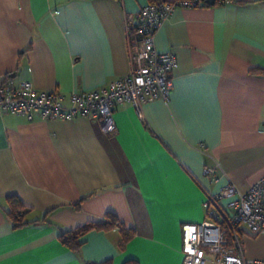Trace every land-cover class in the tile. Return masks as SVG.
Segmentation results:
<instances>
[{
  "label": "crops",
  "instance_id": "0c3cea01",
  "mask_svg": "<svg viewBox=\"0 0 264 264\" xmlns=\"http://www.w3.org/2000/svg\"><path fill=\"white\" fill-rule=\"evenodd\" d=\"M149 2L0 0V78L66 97L107 85L131 68L126 14ZM154 40L176 58L169 99L116 106L114 135L85 116L0 117V264H182V227L206 219L207 194L264 175V0L178 7ZM9 195L39 222L12 228ZM108 212L134 230L123 247L118 227L78 250L58 239ZM243 247L264 257V234Z\"/></svg>",
  "mask_w": 264,
  "mask_h": 264
},
{
  "label": "built area",
  "instance_id": "2783aa9c",
  "mask_svg": "<svg viewBox=\"0 0 264 264\" xmlns=\"http://www.w3.org/2000/svg\"><path fill=\"white\" fill-rule=\"evenodd\" d=\"M205 1L161 0L126 14L131 68L105 86L71 91L66 97L57 89L38 90L29 81L16 82L11 75L3 76L0 117L5 113L22 115L28 120L85 116L97 119L105 134L114 135L116 106L128 102L140 113L143 103L155 99L168 101L176 58L171 52L156 49L155 33L176 8L195 7ZM210 171L205 169V173ZM203 207L204 221L182 227V264H264V257L247 258L243 247L245 235L264 234V175L244 192L226 184L207 194Z\"/></svg>",
  "mask_w": 264,
  "mask_h": 264
},
{
  "label": "trees",
  "instance_id": "16d2710c",
  "mask_svg": "<svg viewBox=\"0 0 264 264\" xmlns=\"http://www.w3.org/2000/svg\"><path fill=\"white\" fill-rule=\"evenodd\" d=\"M161 0H150L149 3H155ZM220 0H214V3L219 2ZM200 5L208 6L210 3L207 0ZM85 197H82V200ZM8 208L6 209V216L9 219L12 228H20L22 226L28 225L30 223H38L39 220H30L28 215L31 209L25 206L18 197L14 195H9L7 197ZM78 204V203H77ZM77 204L76 207H77ZM42 221H48L46 216L42 218ZM118 227L121 233V238L119 240V246L123 247L126 242L134 234V230L131 228H125L122 223L118 221L116 216L113 213L108 212L105 215V219L102 221H89L85 224L78 226L70 230H60L58 232V239L65 246L78 250L82 243V237L91 230H109L111 228ZM125 264H134V261H127Z\"/></svg>",
  "mask_w": 264,
  "mask_h": 264
},
{
  "label": "water",
  "instance_id": "95a60500",
  "mask_svg": "<svg viewBox=\"0 0 264 264\" xmlns=\"http://www.w3.org/2000/svg\"><path fill=\"white\" fill-rule=\"evenodd\" d=\"M208 3L214 4V0H207Z\"/></svg>",
  "mask_w": 264,
  "mask_h": 264
},
{
  "label": "rangeland",
  "instance_id": "374dc122",
  "mask_svg": "<svg viewBox=\"0 0 264 264\" xmlns=\"http://www.w3.org/2000/svg\"><path fill=\"white\" fill-rule=\"evenodd\" d=\"M246 240V239H245ZM245 245H246V241H245Z\"/></svg>",
  "mask_w": 264,
  "mask_h": 264
}]
</instances>
